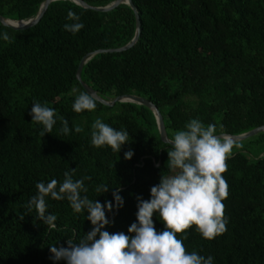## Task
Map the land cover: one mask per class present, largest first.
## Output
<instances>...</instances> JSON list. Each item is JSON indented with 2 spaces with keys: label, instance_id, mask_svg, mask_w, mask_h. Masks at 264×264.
<instances>
[{
  "label": "trees",
  "instance_id": "obj_1",
  "mask_svg": "<svg viewBox=\"0 0 264 264\" xmlns=\"http://www.w3.org/2000/svg\"><path fill=\"white\" fill-rule=\"evenodd\" d=\"M44 1L0 0V15L28 19ZM85 1L104 6L115 0ZM133 1L141 20L137 44L92 57L82 68L85 83L107 100L126 93L150 99L170 138L192 119L214 124L216 135L264 125V0ZM69 10L84 25L75 34L64 29L74 23L67 19ZM135 25L129 5L97 12L72 0L52 2L39 23L26 30L0 23V264H66L51 259L49 247H67L68 239L78 244L93 227L86 211L75 213L67 199L51 196L46 197V214L57 216L56 227L37 219L36 209L27 205L38 182L56 179L59 187L66 171L74 181L90 177L84 180L88 192L81 196L101 204L115 205L113 192L120 189L124 205L106 210L111 223L102 231L132 235L128 228L137 222V197L149 200L161 175L174 174L167 162L171 146L161 140L147 107L132 102L106 106L96 100L94 111L72 108L86 92L76 77L81 58L125 45ZM33 102L56 113L52 132L43 137V126L29 115ZM60 117L68 120L67 135L60 131ZM96 119L129 133L119 153L91 144ZM250 139L262 146L231 153L222 174L229 193L222 201L227 230L212 240L195 226L177 234L188 253L212 256L213 264H264V132ZM129 150L133 156L125 159ZM99 185L109 191L96 192ZM153 221L157 232L165 230L158 213Z\"/></svg>",
  "mask_w": 264,
  "mask_h": 264
},
{
  "label": "clouds",
  "instance_id": "obj_2",
  "mask_svg": "<svg viewBox=\"0 0 264 264\" xmlns=\"http://www.w3.org/2000/svg\"><path fill=\"white\" fill-rule=\"evenodd\" d=\"M67 19L74 23H66L64 29L73 34L84 27L78 22L80 17L71 10L67 13ZM3 39L9 40L7 33ZM96 103L94 95L81 92L72 108L76 113L94 111ZM29 115L32 122L43 126L42 137L45 133H51L57 122L55 110L40 102H33ZM60 120L61 133L69 134L68 120L63 117ZM91 127V144L94 147L109 146L113 152L119 153L122 145L129 142L126 130H117L100 119H96ZM185 128L176 131L168 140L171 147L167 162L174 174L161 175L159 184L150 189L149 200L137 197V222L128 228V233L132 235L102 231L111 223L106 217V210L112 212L114 207L119 209L124 205L123 198L118 194L120 189L113 192L115 205L111 201L101 204L87 195L81 196L82 192H88L84 180L90 177L74 181L72 174L66 171L59 187L56 179L47 184L38 182V192L27 205L29 210L33 207L36 209L37 219L49 228L56 227L57 216L46 214V197L51 196L57 201L67 199L75 213L86 211V219L93 226L78 244L68 239L67 247L50 246V258L54 261L64 260L66 264H213L212 256L204 257L196 251L188 253L177 234L195 226L204 239L212 240L227 230L225 204L222 201L229 193L222 174L227 171V159L238 145L227 135H216L214 124L205 126L200 120L192 119ZM74 130L76 133L82 131L79 126ZM132 156L131 150L124 154L125 159ZM95 191L107 193L109 187L99 185ZM154 213H158L164 223L165 230L162 232H157L155 228ZM19 219L23 220L24 215Z\"/></svg>",
  "mask_w": 264,
  "mask_h": 264
},
{
  "label": "water",
  "instance_id": "obj_3",
  "mask_svg": "<svg viewBox=\"0 0 264 264\" xmlns=\"http://www.w3.org/2000/svg\"><path fill=\"white\" fill-rule=\"evenodd\" d=\"M54 1H58V0H45L41 4L37 14L34 17H31L28 19L16 20V19L7 18L3 15H0V23L2 25L11 27V28L16 29V30H26L28 28L34 27L35 25H37L39 23V21L41 20V18L45 14L49 5ZM72 1L76 2L77 4H79L85 8H89V9H92V10L97 11V12H109V11H112L113 9L119 7L122 4L129 5L132 8V10L134 11V14H135V19H136L135 32H134L132 39L128 43H126L125 45L120 46V47L101 48V49H97V50H94V51H91V52H88L87 54H85L81 58V60L78 64L77 71H76V77L86 92L94 95L98 102H100L106 106H113L117 102H132V103H136L139 105H143V106L147 107L148 109H150L155 116L161 140L164 143L168 144V140L171 138L168 136L163 115L160 112V110L158 109L157 105L153 101H151L150 99H148L144 96L133 94V93H126V94L117 95L111 100L104 99L103 97H101L97 93V91L95 89H93L91 86H89L87 83H85L82 79V76H81L83 65L88 60H90L92 57H94L95 55L100 54V53H105V52H110V53L123 52V51H126L128 49H131L132 47H134L137 44V42L140 38V34H141V20H140L139 10H138L137 6L135 5L134 1L133 0H115V1H113L107 5H104V6L91 5V4L87 3L85 0H72ZM43 5H45V8H44V11L41 13ZM262 132H264V125L258 126L256 128H253L247 132L240 133V134L221 133V134H217V135H227L230 138H232L234 140V142H237V141H242V140L248 139V138L253 137L255 135H258L259 133H262ZM168 145L171 146L170 144H168Z\"/></svg>",
  "mask_w": 264,
  "mask_h": 264
},
{
  "label": "rangeland",
  "instance_id": "obj_4",
  "mask_svg": "<svg viewBox=\"0 0 264 264\" xmlns=\"http://www.w3.org/2000/svg\"><path fill=\"white\" fill-rule=\"evenodd\" d=\"M235 144L238 145V146H235L233 148L232 153L235 152V151H237V150H240L243 147L245 149H248V150L252 151V152H255V151H257L258 148H260L262 146L261 144L255 145L252 142V139H250V138L245 139V140H242V141H237Z\"/></svg>",
  "mask_w": 264,
  "mask_h": 264
},
{
  "label": "bare ground",
  "instance_id": "obj_5",
  "mask_svg": "<svg viewBox=\"0 0 264 264\" xmlns=\"http://www.w3.org/2000/svg\"><path fill=\"white\" fill-rule=\"evenodd\" d=\"M44 8H45V5L42 6V10H41V13L44 11Z\"/></svg>",
  "mask_w": 264,
  "mask_h": 264
}]
</instances>
